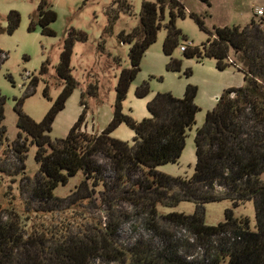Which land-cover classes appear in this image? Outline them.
<instances>
[{"label": "trees", "instance_id": "16d2710c", "mask_svg": "<svg viewBox=\"0 0 264 264\" xmlns=\"http://www.w3.org/2000/svg\"><path fill=\"white\" fill-rule=\"evenodd\" d=\"M202 1L210 5L209 0ZM124 7L130 10L126 0ZM166 12L169 18L165 24ZM185 15L181 0L144 1L139 24L131 33L122 34L123 41L131 44L130 68L120 71L110 123L101 133L84 131L85 108L65 138L52 140L48 134L55 118L65 109L78 86L72 75L74 46L88 39L85 32L70 28L56 67L62 85L58 97L39 122L18 109L17 126L21 132L11 147L24 165L23 175H26L24 160L28 146L35 144L37 147L35 159L39 168L31 193L39 206L24 205L22 213L25 215L15 205L0 207V264H92L98 260L118 264H264V16L252 17L244 27H215L201 48L190 47L183 51L188 59L212 58L218 70L236 68L244 74L243 86L224 90L215 107L207 112L202 127L196 130V164L190 177L170 176L157 168L178 163L183 153L187 132L195 124L199 110L195 104L196 86L188 84L181 98L169 92L157 93L147 103L151 116L142 121L123 113V101L140 71L142 58L163 25L167 28L163 52L169 57L166 69L181 70V61L172 54L181 37L176 18ZM191 17L205 29L199 15L191 13ZM56 19L51 0H40L36 11L30 15L28 30L40 27L41 34L55 36L50 25ZM20 20L17 11H10L5 32L14 33ZM184 74L189 76L190 69ZM37 83L36 79L30 81L28 95L35 93ZM148 93L147 82L136 90L141 98ZM44 95L48 97L46 90ZM3 102L4 97L0 96V125ZM123 123L135 133L132 144L110 136ZM4 132L1 128V135ZM99 156L108 160L113 175L108 180L113 181L107 180ZM78 172L84 179L76 192L64 199L58 197L56 188L66 185ZM88 181L105 191L115 190L117 198L143 207L152 217H161L191 231L201 243L202 257L182 256L169 246L156 251L139 241L124 250L118 245V227L110 222L85 227H75L69 222L30 223L29 214L52 215L65 202L70 206L78 200L89 199ZM223 200L231 201L234 207L254 200L256 230L250 229L247 218H235L230 209L226 210L223 222L216 226L206 225L205 205ZM181 202L194 203V213L160 215L158 212L159 205L173 207Z\"/></svg>", "mask_w": 264, "mask_h": 264}, {"label": "rangeland", "instance_id": "374dc122", "mask_svg": "<svg viewBox=\"0 0 264 264\" xmlns=\"http://www.w3.org/2000/svg\"><path fill=\"white\" fill-rule=\"evenodd\" d=\"M124 1L51 0L57 19L50 25L55 36H48L41 34L40 27H36L34 31L28 30L30 15L36 11L40 0H0V50L3 51L0 61L7 56L6 60L0 63V96L4 97L0 125V207L15 205L20 213L24 214V205L34 208L39 206L31 193L32 181L39 168L35 159L37 147L35 144L28 146L24 160L26 175H23L24 165L15 155L11 145L21 132L17 126L18 109L21 108L25 114L39 122L58 97L62 85L57 78L56 67L70 28L85 32L88 39L85 42H77L74 46L71 65L72 75L78 86L67 100L65 109L56 116L48 135L52 140L65 138L85 108L86 117L82 126L84 131L91 134L101 133L110 123L120 71L130 68L128 54L131 44L123 41L122 34L131 33L137 27L142 3L146 0H126L130 5L129 11L125 10ZM181 1L186 15L176 18L175 24L181 32V37L179 46L172 54L173 58L181 61V70L166 69L169 57L163 52V42L167 34L166 25H163L158 31L156 41L142 58L140 71L130 85L122 109L124 114L139 122L151 116L147 103L157 93L169 92L181 98L188 84L196 86L195 104L199 110L195 115V124L187 132L183 153L178 163H167L157 168L170 176L190 177L196 164V130L202 127L207 112L215 107L217 98L224 90L243 86L244 74L236 68L218 70L212 58L188 59L180 47L201 48L210 36L209 32H214L215 27L246 26L252 17L258 19L255 9L264 8V0H209L210 5L202 0ZM12 10L20 14L21 20L14 33L8 34L5 32L8 25L7 15ZM191 13L203 19L205 29L200 28ZM114 16V21H111ZM168 18L166 12L165 24L168 23ZM43 65L46 66L44 72ZM187 69L191 71L189 76L184 74ZM34 79L38 81L35 93L28 95L31 90L30 81ZM144 82L148 83L149 93L141 98L136 95V90ZM93 86L97 88L94 89ZM45 90L48 97L44 95ZM92 92H96L95 95H92ZM20 99L22 103H19ZM1 128L5 131L3 135ZM110 136L132 144L135 133L123 123L113 130ZM98 160L105 168L107 180L112 179L108 160L102 156H99ZM83 179V174L78 172L66 185L56 188L55 194L63 199L69 197L76 192ZM92 184V181H88L89 199L78 200L70 206L65 202L52 215L32 213L27 218L31 217V224L69 222L75 227L97 223L104 225L110 222L118 227V245L124 250L139 241L156 251L169 246L177 249L182 256L202 257L199 247L201 243L191 231L161 217H152L143 207H135L129 201H122L116 197L115 190L105 191L101 186ZM108 198L111 201L106 203ZM157 209L160 215L171 212L192 215L196 205L192 202H181L173 207L159 205ZM228 209L233 211L235 218H247L250 229L256 230L254 200L236 207L229 200L208 203L205 205V224L216 226L223 222ZM28 220L26 222L29 224ZM92 264L118 263L98 260Z\"/></svg>", "mask_w": 264, "mask_h": 264}, {"label": "built area", "instance_id": "2783aa9c", "mask_svg": "<svg viewBox=\"0 0 264 264\" xmlns=\"http://www.w3.org/2000/svg\"><path fill=\"white\" fill-rule=\"evenodd\" d=\"M255 14H256L257 17L264 16V8L263 7L256 8L255 9ZM180 49L182 51H184L186 48L181 46ZM217 100H218V98H217Z\"/></svg>", "mask_w": 264, "mask_h": 264}]
</instances>
